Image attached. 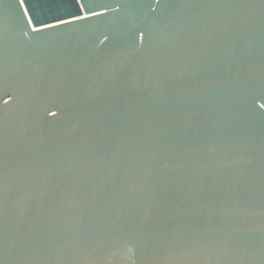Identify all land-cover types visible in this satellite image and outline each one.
<instances>
[{"label":"water","instance_id":"95a60500","mask_svg":"<svg viewBox=\"0 0 264 264\" xmlns=\"http://www.w3.org/2000/svg\"><path fill=\"white\" fill-rule=\"evenodd\" d=\"M0 264H264V0H0Z\"/></svg>","mask_w":264,"mask_h":264}]
</instances>
